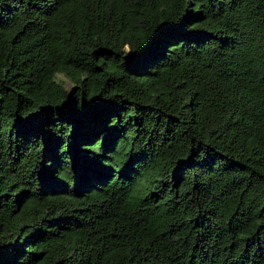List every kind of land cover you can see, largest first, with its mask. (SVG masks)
Returning <instances> with one entry per match:
<instances>
[{
    "label": "trees",
    "instance_id": "trees-1",
    "mask_svg": "<svg viewBox=\"0 0 264 264\" xmlns=\"http://www.w3.org/2000/svg\"><path fill=\"white\" fill-rule=\"evenodd\" d=\"M0 264H264V0H0Z\"/></svg>",
    "mask_w": 264,
    "mask_h": 264
},
{
    "label": "rangeland",
    "instance_id": "rangeland-1",
    "mask_svg": "<svg viewBox=\"0 0 264 264\" xmlns=\"http://www.w3.org/2000/svg\"><path fill=\"white\" fill-rule=\"evenodd\" d=\"M66 84L68 85V84H69V82H68V81H66Z\"/></svg>",
    "mask_w": 264,
    "mask_h": 264
}]
</instances>
